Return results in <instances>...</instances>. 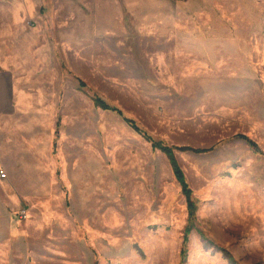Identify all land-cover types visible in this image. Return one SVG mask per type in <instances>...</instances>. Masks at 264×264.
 I'll return each mask as SVG.
<instances>
[{
  "label": "rangeland",
  "instance_id": "1",
  "mask_svg": "<svg viewBox=\"0 0 264 264\" xmlns=\"http://www.w3.org/2000/svg\"><path fill=\"white\" fill-rule=\"evenodd\" d=\"M26 22L1 48L0 264H264V0H44ZM143 133L175 148L193 220Z\"/></svg>",
  "mask_w": 264,
  "mask_h": 264
},
{
  "label": "crops",
  "instance_id": "2",
  "mask_svg": "<svg viewBox=\"0 0 264 264\" xmlns=\"http://www.w3.org/2000/svg\"><path fill=\"white\" fill-rule=\"evenodd\" d=\"M43 3L44 0H0V117L4 116L3 108L8 100V91L10 94L14 86L13 72L5 69V55L1 48L4 42H9V37L12 41L23 28H28L26 21L40 15ZM7 137L10 138L5 130L0 131V139Z\"/></svg>",
  "mask_w": 264,
  "mask_h": 264
},
{
  "label": "trees",
  "instance_id": "3",
  "mask_svg": "<svg viewBox=\"0 0 264 264\" xmlns=\"http://www.w3.org/2000/svg\"><path fill=\"white\" fill-rule=\"evenodd\" d=\"M95 104L103 109H107V110H113V111H117L120 114H123L122 111L116 107H112L110 105H108L103 99H101L100 97H97L95 99ZM127 122L137 131L142 132V130L139 128V126L137 125V123L133 120L127 119ZM144 134V133H143ZM146 138L152 140V137H150L147 133L144 134ZM238 137L246 139L252 146H256V143L250 139L249 137L245 136V135H238ZM153 142V147L154 148H158L160 150H162L167 157L169 158V161L171 163V166L173 168L174 174L176 176V179L179 181V183L182 186V191L185 194L186 198H187V203H188V209H189V216L190 219L193 220V218L196 215V211H197V204L193 198V191L187 181L186 175L184 173V171L182 170L179 161L175 155V148L169 145H166L160 141H155L152 140ZM184 150H193L195 152H205L208 151L209 149H194V148H181ZM191 232V226H188V228L186 229V238L185 240H187V235ZM225 253L227 252L226 250H223ZM226 257L229 258L231 260L232 263H234L233 261V256L231 254H229L228 252L226 253Z\"/></svg>",
  "mask_w": 264,
  "mask_h": 264
},
{
  "label": "built area",
  "instance_id": "4",
  "mask_svg": "<svg viewBox=\"0 0 264 264\" xmlns=\"http://www.w3.org/2000/svg\"><path fill=\"white\" fill-rule=\"evenodd\" d=\"M7 175H8V174H7V172H6L5 170H1V171H0V177H1V178H6Z\"/></svg>",
  "mask_w": 264,
  "mask_h": 264
}]
</instances>
